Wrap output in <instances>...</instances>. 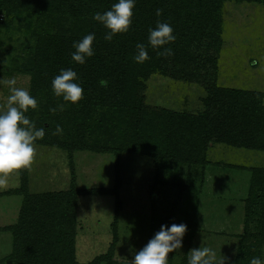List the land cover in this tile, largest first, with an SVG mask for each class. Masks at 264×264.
I'll return each mask as SVG.
<instances>
[{
  "label": "rangeland",
  "instance_id": "rangeland-1",
  "mask_svg": "<svg viewBox=\"0 0 264 264\" xmlns=\"http://www.w3.org/2000/svg\"><path fill=\"white\" fill-rule=\"evenodd\" d=\"M219 17L222 44L216 83L264 93V3L224 0ZM87 24L88 20L80 17L47 13L17 18L0 10V110L6 108L10 94L3 81L14 77L16 87L30 89L31 75L24 68L32 51L33 33L81 34ZM204 93L199 83L154 72L145 79L139 94L148 107L195 112L202 107L200 97ZM50 96L56 97L53 92ZM47 97L48 92L40 96L37 112L45 118L50 115L51 124L56 121V131L57 125H65L58 115H68L69 102L60 100L62 97L48 101ZM54 116L57 119L53 120ZM35 117L33 114L31 119L34 123ZM115 119L107 120L110 124L104 125L98 140L119 147V153L115 152L118 149L101 150L100 143L92 145L95 148L68 150L39 143L38 137L34 158L26 169L30 193L66 190L72 181L78 189L87 191L77 196L74 258L78 263L130 264L135 252L162 224L172 223L187 227L181 248L168 253L167 264H187L189 251L205 246L214 253L211 264L233 262L237 250L244 247L256 249L248 251V261L254 256L264 261L263 242L249 237L243 246L240 239L249 205V167L264 166L263 150L208 141L206 149L197 154L191 155L190 149H174L166 158L160 153L154 155L156 148L146 151L140 143L151 136L154 125L142 123V131L130 140L122 135L123 122ZM128 140L137 143L133 151L125 146ZM188 151L191 158L180 161ZM19 184V169L6 176L0 174V264H15L4 257L12 249L14 236L8 227L19 219L23 196L6 191ZM249 202L247 230L257 232L261 229L264 199L252 198Z\"/></svg>",
  "mask_w": 264,
  "mask_h": 264
},
{
  "label": "trees",
  "instance_id": "trees-1",
  "mask_svg": "<svg viewBox=\"0 0 264 264\" xmlns=\"http://www.w3.org/2000/svg\"><path fill=\"white\" fill-rule=\"evenodd\" d=\"M245 1L264 3V0ZM115 2L117 0H0V10L17 18L48 13L88 20L81 34L64 35L50 31L32 34V51L24 69L31 75L29 92L37 102L47 92L48 101L59 99L50 96L53 92L51 81L62 68L76 71L83 88L79 101L67 102L68 115H58L65 124L62 131L54 130L56 121L51 124L50 115L45 118L37 108L28 109L26 115L32 114L30 120L33 114L36 115L35 127L44 129V136L37 142L68 150L95 148L92 145L105 143V140L102 143V139L98 140V134L105 124H110L106 123L107 120L112 122L116 117L115 120L125 125L122 135L130 140L142 131V123L147 127L154 125L150 132L152 137L146 136L140 143L144 144L146 151L156 148L153 154L160 153L166 158L174 149H190L191 155L197 154L206 149L208 141L264 151V93L216 83V64L222 44L219 10L224 0H136L129 30L106 41L104 35L108 30L92 17L97 11L110 9ZM157 9L162 10L159 16ZM157 21L171 24L176 39L154 50L147 37L148 29L154 28ZM89 32L95 33L94 55L86 58L84 64H78L71 58L75 51L73 42ZM137 43L147 47L149 58L142 63L133 59ZM165 47L171 48L173 54L158 55ZM154 72L202 85L205 93L200 97L201 109L175 111L145 105L139 93L145 79ZM102 80L107 84H102ZM55 119L57 116L53 117ZM136 145L128 140L125 146L133 151ZM100 148L120 152L119 147L113 145L105 144ZM190 153L188 151L179 160H188ZM207 162L205 158L204 163ZM26 169H19V187L6 191L21 193L23 204L17 223L8 227L14 238L12 249L4 259L15 264H81L74 258L75 213L77 196L87 191L78 189L72 181L66 190L30 193ZM249 170V205L245 210L244 234L240 237L243 246L249 237L254 242L264 243V208L261 229L257 232L247 230L249 201L264 199V166H250ZM256 189L260 192L255 193L253 190ZM250 250L256 252V249ZM250 250L240 248L236 258L228 264H249L247 255Z\"/></svg>",
  "mask_w": 264,
  "mask_h": 264
},
{
  "label": "clouds",
  "instance_id": "clouds-1",
  "mask_svg": "<svg viewBox=\"0 0 264 264\" xmlns=\"http://www.w3.org/2000/svg\"><path fill=\"white\" fill-rule=\"evenodd\" d=\"M136 0H117L111 8L104 12H95L93 20L100 22L108 31L104 35L106 41H111L117 33L129 30L132 24L133 8ZM161 9L156 14H161ZM148 44L155 50L160 46L175 41L173 27L167 22L157 21L154 28L148 29ZM94 32H89L80 40L73 42L75 51L71 58L78 64H84L86 58L94 55L92 43ZM136 54L133 59L142 63L148 59L147 47L143 43L136 44ZM158 55H172V49L165 47ZM76 71L72 68H62L51 81L53 94L62 97L66 102L76 103L82 98L83 88L78 82ZM3 83L9 86L6 108L0 110V174L7 175L13 170L27 168L34 158V141L44 136V129L36 128L33 121L25 114L29 108H36L37 100L27 88L16 87V79L9 78ZM107 84L106 80L101 81ZM64 107V105H61ZM57 131H62L57 125ZM184 223L162 224L157 232L137 252L130 264H167L168 253L181 248L182 237L186 232ZM187 264H211L214 253L208 247L193 248L189 251ZM249 264H264L259 257H252Z\"/></svg>",
  "mask_w": 264,
  "mask_h": 264
}]
</instances>
